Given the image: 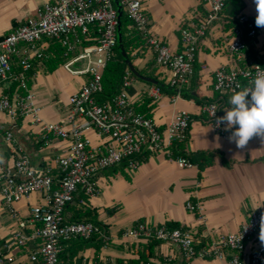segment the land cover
Returning a JSON list of instances; mask_svg holds the SVG:
<instances>
[{
	"label": "built area",
	"instance_id": "1",
	"mask_svg": "<svg viewBox=\"0 0 264 264\" xmlns=\"http://www.w3.org/2000/svg\"><path fill=\"white\" fill-rule=\"evenodd\" d=\"M142 2H45L35 15L27 17L0 38V110L11 122L29 116L32 124L40 126L39 136L45 142L50 141L49 135L67 141L61 153L41 167H35L13 131L5 130L3 139L13 164L12 171L0 170V196L6 209L17 219V227L11 242L0 245V264L6 263L10 246L25 247L29 241L34 242L29 252L31 261L63 264L59 253L64 242L73 238L88 240L94 235L105 237L102 228L92 221L66 220L65 206L79 188L87 197L97 195L100 188L96 176L102 170L121 161L136 168L144 148L151 153L163 154L179 166L194 165L182 156H173L171 150L174 142L187 138L189 113L177 110L160 131L150 117L136 109L126 94V88L135 78L129 68L123 74L120 90L110 100L98 103L95 94L100 90L103 69L117 44V5L129 17V26L143 38L144 47L154 52L157 66L166 69V83L175 90L174 96H180L194 73L197 48L210 25L219 17L226 0H201L202 14L179 28L181 48L177 51L150 34V19ZM237 21L240 26L232 27L222 39L231 64L218 67L211 84L215 93L228 100L234 89L239 90L237 85H247L257 69L264 70V57L261 61L247 57L248 40L257 34L255 22L244 14H239ZM43 40L57 42L63 48L66 60L62 65L68 72L85 75L82 85L69 95L68 112L59 121L42 118L27 75L33 61L41 64L54 56L42 45ZM262 50L264 53V44ZM246 73H252V77H246ZM8 83H15L11 93L5 91V87L11 85ZM149 94L155 100L160 98L159 86L151 87ZM213 111H216L214 117ZM200 113L216 134L229 135L222 131L224 125L214 127L216 117L225 114L216 102H203ZM87 128L95 129L103 138L102 142L92 144L84 133ZM31 192L41 193L42 201L30 207L27 219H21L13 204ZM185 207L191 212L201 211L199 204L189 200ZM261 213H264V207L251 211L236 232L220 234L200 250H196L193 233L188 228L169 227L165 223L137 221L125 230L124 235L137 241L155 239L175 245L180 256L178 264H189L197 257L208 256L227 259L228 264H260L264 263V244L259 239ZM171 259V256L147 259L140 264H170ZM80 264L113 263L99 259Z\"/></svg>",
	"mask_w": 264,
	"mask_h": 264
},
{
	"label": "crops",
	"instance_id": "2",
	"mask_svg": "<svg viewBox=\"0 0 264 264\" xmlns=\"http://www.w3.org/2000/svg\"><path fill=\"white\" fill-rule=\"evenodd\" d=\"M52 1L0 0V38L27 17L35 15L45 2ZM142 8L150 19V34L175 51L181 48L179 28L197 19L204 11L201 0H143ZM239 14L255 22L257 11L254 0H227L197 48L194 73L183 89L188 96H174L163 90L160 98L155 100L149 89L156 84L137 77L126 88L128 98L135 106L145 107L147 116L160 131L165 129L177 110H186L190 122L183 150L186 153L216 151L212 163L198 172L196 165L179 166L163 154L151 153L144 148L136 168H130L124 161L102 170L96 176L99 193L87 197L79 188L74 207L83 205L94 211L105 237L94 235L88 240L74 238L63 243L59 256L63 264L99 259L113 264H140L147 259H163L166 256L172 257L170 264H178L180 256L175 245L158 240H133L124 235L125 230L137 221L175 224L174 227L188 228L193 233L196 250H200L212 238L236 232L248 213L264 207V144L254 137L246 150H238L228 142V135L216 134L200 113V106L206 101L216 102L221 111L229 107L228 97L215 93L211 84L214 71L222 65L231 64L222 39L232 27L240 26L236 19ZM230 19L237 25L233 23L234 26L227 27ZM263 44L264 27H257V34L248 40V59L261 61L264 57ZM42 45L53 51L49 40H43ZM65 60L52 68L45 60L41 64L33 61L27 72L34 100L40 106V115L45 121L65 118L69 95L85 80L83 74L68 72L62 65ZM135 64L145 72L154 68L153 73H159L158 78H164L166 84L168 73L157 66L153 51L146 49ZM14 67L19 69L17 65ZM8 84L11 85L5 87V91L11 93L15 83ZM9 126H12L14 136L35 167L53 159L67 144V141L50 135V141H43L39 136L40 126L32 124L29 116L11 122L0 110V170L12 171L13 159L3 139ZM84 133L92 144L102 142L103 138L95 129L87 128ZM188 200L199 204L201 211L186 209ZM41 201V193L31 192L13 205L19 218L27 219L30 207ZM69 214L70 208H67L65 216ZM16 227L17 219L6 209L0 196V245L11 242ZM149 244L152 245L150 252ZM33 247V241L25 247L10 246L5 264H37L29 259ZM189 264L228 262L227 259L208 256L197 257Z\"/></svg>",
	"mask_w": 264,
	"mask_h": 264
},
{
	"label": "trees",
	"instance_id": "3",
	"mask_svg": "<svg viewBox=\"0 0 264 264\" xmlns=\"http://www.w3.org/2000/svg\"><path fill=\"white\" fill-rule=\"evenodd\" d=\"M227 2V0H226ZM226 4V3H225ZM223 10V9H222ZM237 19V17H236ZM235 21L230 19L227 23V27H232L237 23H234ZM131 21L127 14L122 11L121 17L119 18V33L121 34V47L118 46V43L114 46L112 51V57L110 60L106 63L102 75H101V87L98 92L95 94V100L98 103L105 102L107 100H110L119 90L122 83V77L126 69H128L127 64L125 62V57L128 59L129 63L133 66V68L142 76L150 77L157 81V86H159L160 90H167L168 92L172 93L173 95L176 93L175 90L170 87L167 83H164V78H158L159 73L154 74V68L151 69L150 72H145L144 69L137 68V65L135 64V60L140 58L144 52H146V49L144 47V40L139 34L137 30H135L133 27H130ZM234 23V25H233ZM239 24V23H238ZM49 47L53 50V57L49 58L46 61L49 68L54 67L57 63H60L65 58L63 54V48L60 47V45L57 42L49 41ZM151 63V62H150ZM149 65V64H148ZM32 66V65H31ZM133 75V73H132ZM134 76V75H133ZM135 77V76H134ZM136 78V77H135ZM188 92L186 91H180V96H188ZM136 109L145 115L147 113L145 112V107L140 108L139 106H136ZM7 129H12V126H9ZM185 142H174L171 146V150L173 153V156H182L186 158L189 162L196 165L198 168V172H200L206 165H209L213 161V156L217 153L213 150H197L195 152H185L183 150V143ZM223 159V158H222ZM124 162V161H121ZM120 162V163H121ZM126 162V161H125ZM119 164V163H118ZM117 165V164H116ZM112 167V166H111ZM109 168V167H108ZM77 194L74 195L73 200L70 201L64 209V216L65 211L67 208H70V214L65 216V219L68 221H92L97 225H100V223L95 219V212L90 210L89 208L80 205L78 207H74V201L77 198ZM169 227L176 226L175 224L168 225ZM71 240H74L71 239ZM71 240L67 241L70 242ZM84 240V239H83ZM155 239H152L150 241H154ZM64 242V243H67ZM64 245L62 244L63 250ZM152 245L149 244L148 252H150ZM60 251V253H61ZM59 253V256H60Z\"/></svg>",
	"mask_w": 264,
	"mask_h": 264
},
{
	"label": "clouds",
	"instance_id": "4",
	"mask_svg": "<svg viewBox=\"0 0 264 264\" xmlns=\"http://www.w3.org/2000/svg\"><path fill=\"white\" fill-rule=\"evenodd\" d=\"M257 27H264V0H254ZM252 77V73H246ZM228 100L224 115L216 117L214 127L224 125L222 131L229 133L227 140L238 150H246L249 142L258 137L264 144V70L257 69L255 76L245 86L237 85ZM216 111L212 112L214 117ZM259 239L264 244V213L260 218Z\"/></svg>",
	"mask_w": 264,
	"mask_h": 264
},
{
	"label": "water",
	"instance_id": "5",
	"mask_svg": "<svg viewBox=\"0 0 264 264\" xmlns=\"http://www.w3.org/2000/svg\"><path fill=\"white\" fill-rule=\"evenodd\" d=\"M116 2V0H115ZM117 10H118V17L120 18L121 17V14H122V10L121 8L119 7V5H117ZM119 28L120 26H118V30H117V43H118V46L121 47V34L119 33ZM125 62L127 64V67L129 68V70L133 73V75L141 80H144L146 82H150V83H153V84H157V81H155L154 79L150 78V77H146V76H142L140 75L134 68L133 66L129 63L128 59L125 57Z\"/></svg>",
	"mask_w": 264,
	"mask_h": 264
}]
</instances>
